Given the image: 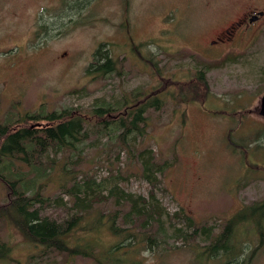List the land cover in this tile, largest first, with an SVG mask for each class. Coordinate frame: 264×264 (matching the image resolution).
Instances as JSON below:
<instances>
[{
	"label": "rangeland",
	"instance_id": "rangeland-1",
	"mask_svg": "<svg viewBox=\"0 0 264 264\" xmlns=\"http://www.w3.org/2000/svg\"><path fill=\"white\" fill-rule=\"evenodd\" d=\"M65 4V0H0V122L41 107L44 113L69 108L86 118L91 134L73 170H61L63 159L58 156L51 179H41L46 182L44 195L50 201L58 199L48 206L36 205L41 217L56 221L69 217V196L57 188L65 172L68 177L77 175L78 181L103 180L107 187L116 181L144 196L151 189L138 167L126 164L125 152L118 157L115 139L112 143L95 135L91 111L98 99L119 106L103 120L127 117V111L148 99L161 100L158 109L143 114L144 135L134 143L137 148L150 147L156 162H167L155 192L170 213L182 208L215 234L239 210L264 198V117L259 113L264 93V16L231 36L225 32L239 19L263 10L264 0H79L76 14L69 13ZM99 46L113 60V70L103 75L88 68ZM101 53L97 64L105 60ZM138 88L142 92L120 107V100ZM6 199L0 182V204ZM111 206L95 204L83 216L76 235L83 239L95 224L93 217L103 213L100 221H104ZM103 226L92 237L104 246L116 243L118 239ZM241 227V236L247 237L236 261L254 251L247 264H264V241L259 242L247 222ZM0 242L8 246L0 264H98L93 257L36 245L4 219ZM192 244H197L198 252L204 246L199 239ZM146 246L137 253L141 264L226 260L222 254L205 261L172 237L163 249L150 251Z\"/></svg>",
	"mask_w": 264,
	"mask_h": 264
},
{
	"label": "trees",
	"instance_id": "trees-1",
	"mask_svg": "<svg viewBox=\"0 0 264 264\" xmlns=\"http://www.w3.org/2000/svg\"><path fill=\"white\" fill-rule=\"evenodd\" d=\"M101 47L95 50V61L88 68L103 75L113 70V60L106 51L101 53ZM100 53L105 60L97 64ZM193 90L196 93L197 90ZM140 92L142 89L138 88L130 93L128 99L124 96L120 100V107L127 106ZM97 101L91 111L95 117V135L106 137L109 142L116 140L118 157L121 152H125L126 164L137 166L142 177L150 184L147 196L127 191L116 181L107 187L103 180L97 182L92 177H82L83 180L78 181L77 175L70 174L68 177L65 172L57 188L69 196V217L62 221L41 217L36 205L48 206L58 201L56 198L50 201V197L44 195L42 191L46 182L41 179H51L53 171L50 170H57L55 158L58 156L63 159L61 170H73L85 146L89 145L86 142L91 136L86 118L80 112L63 108L44 113L41 107L33 113L11 114L0 122V182L7 191L6 202L0 204V220L14 225L36 245L61 253L93 257L98 264H141L137 253L143 244L152 251L155 247L168 245L171 237L190 246L193 251L197 249V244L193 245L192 242L197 239L203 241V249L199 252L195 250V253L205 261L224 255L226 260L221 264H247L254 251L236 261L237 253H241L237 251L244 246V237H247L241 236V226L247 222L259 235V242L264 241V198L239 210L215 234L211 226L200 225L182 208L170 213L155 192L159 175L168 166L167 162H156L150 147L137 148L134 143L137 136L144 135L143 114L147 109H158L161 100L158 97L148 99L137 108L127 111V117L120 116L114 120H103V117L119 106L102 99ZM42 120L49 122L48 125L31 124ZM139 122L143 126H139ZM102 202L112 205V209L106 212L107 218L100 221L103 213L95 215V224L86 229L87 234L81 239L75 232L81 229L83 216L93 211L95 204ZM102 225L118 239L116 243L104 246L95 235L92 237L91 233ZM238 237L241 238L240 243H237ZM100 246L106 250L100 251ZM7 253L8 246L0 242V257Z\"/></svg>",
	"mask_w": 264,
	"mask_h": 264
},
{
	"label": "flooded vegetation",
	"instance_id": "flooded-vegetation-1",
	"mask_svg": "<svg viewBox=\"0 0 264 264\" xmlns=\"http://www.w3.org/2000/svg\"><path fill=\"white\" fill-rule=\"evenodd\" d=\"M65 3H66L65 9H67L69 11V13H71V14H73V13L76 14L80 9L79 0H65ZM259 12H262V14H259ZM263 16H264V9L259 10L256 14L249 15L248 18L243 17L242 19H239L238 21L235 22V24L233 26H231L230 29H226L225 32L228 34V36H231V35H233L234 31L237 30L242 25H245L248 27V26L252 25L253 23H256ZM219 40H222V39L219 38ZM213 42H215V41H213Z\"/></svg>",
	"mask_w": 264,
	"mask_h": 264
},
{
	"label": "water",
	"instance_id": "water-1",
	"mask_svg": "<svg viewBox=\"0 0 264 264\" xmlns=\"http://www.w3.org/2000/svg\"><path fill=\"white\" fill-rule=\"evenodd\" d=\"M259 14H262V12H259ZM259 113H260V115H262L264 117V93L262 94V96L260 98V109H259Z\"/></svg>",
	"mask_w": 264,
	"mask_h": 264
}]
</instances>
